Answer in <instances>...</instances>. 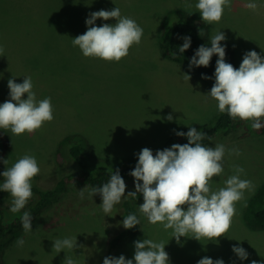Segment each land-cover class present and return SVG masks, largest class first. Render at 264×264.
I'll use <instances>...</instances> for the list:
<instances>
[{"label":"rangeland","instance_id":"rangeland-1","mask_svg":"<svg viewBox=\"0 0 264 264\" xmlns=\"http://www.w3.org/2000/svg\"><path fill=\"white\" fill-rule=\"evenodd\" d=\"M197 2L0 0V46L4 49L0 56V104L10 98L9 79L23 83L24 77H31L37 100L50 97L54 110V119L33 134L17 137L0 129L5 135V140L0 139V170L11 167L26 154L33 155L40 172L31 183L49 189L63 175L79 169L72 159L64 157L65 146L61 149L65 152H59L62 165L58 163V144L66 136L70 137L69 146L81 150L88 168L113 171L143 148L158 150L175 132L210 122L218 112L217 102L206 95L214 82L163 55L157 45L160 20L175 12L166 19L167 26L188 22L202 33L201 44L207 47L214 34L223 32L226 40L221 41V46L226 45V53L231 55L227 63L239 68L248 51L254 50L264 58V0H231V8H225L217 24L202 22L195 9ZM249 2L258 5L256 11L245 7ZM115 7L143 29L140 44L133 45L129 55L118 63L85 58L78 47H73L72 38L87 31L85 21L92 12ZM51 21L55 22L54 27ZM115 22L97 19L94 26ZM22 98L27 99V94ZM169 115L173 117L171 121L167 119ZM241 133L242 130L239 134H220L209 143V147L223 144L226 150L238 149L241 153L229 156L226 151L224 173L211 181L213 190L224 187V181L237 166L245 170L241 178L250 179L254 185L236 204L226 236L217 241L181 237L177 243L172 230H164L159 224L153 226L139 212L142 199L133 202L140 220L136 235L110 251V240L125 229L121 203L105 214L99 194L92 198L87 187L72 185L32 218L31 232L25 233L21 226L2 249L0 264H63L66 256L76 264H103L108 256L133 259L134 242L143 239L166 244L169 264H197L205 256L214 261L222 259L224 264H251L253 260L264 264V230H247L242 217L245 202L264 182V136L240 139ZM4 159L7 165L2 162ZM124 181L127 198L128 192L135 191V182ZM84 187L85 195L80 199L78 191ZM11 202V196L0 200L7 211ZM33 202L34 196L25 208ZM71 237L77 240L74 250H53L54 240ZM21 238L25 243L18 246L16 242ZM234 245L243 247L248 259L241 260L232 251Z\"/></svg>","mask_w":264,"mask_h":264},{"label":"clouds","instance_id":"clouds-1","mask_svg":"<svg viewBox=\"0 0 264 264\" xmlns=\"http://www.w3.org/2000/svg\"><path fill=\"white\" fill-rule=\"evenodd\" d=\"M226 7L231 8V0H198L195 4L202 22L206 24L219 23ZM245 7L256 11L258 5L249 2ZM97 19H114L116 22L94 26ZM85 23L88 25L87 31L72 38L73 47H78L85 58L118 63L129 55L133 45L140 44L143 36V29L137 22L122 16L118 7L92 12ZM199 34L202 36L201 32ZM183 40V45L179 47L180 53H184L191 45L190 37H183ZM225 40L223 32L214 34L211 47L199 46L189 62V68L208 67L213 55H216L215 82L206 95L217 102L220 113L226 112L232 120L251 121V127L258 131L264 128V58L254 50L248 51L239 68H235L225 60L226 45L221 46V41ZM3 52L0 46V56ZM185 76L190 79L189 75ZM202 78L211 79L206 76ZM8 88L10 98L0 104V129L19 137L37 132L45 123L54 119L51 98L37 100L32 90L31 77H24L23 83L9 79ZM24 94H27V99L22 98ZM167 119L171 121L173 117L169 115ZM175 134L186 136L188 143H175L170 148L157 150L155 155L147 147L139 152L138 162L129 173L134 178L135 191L128 192L127 196L142 195L143 203L138 206L139 212L153 226L159 224L164 230H172V237L177 243L181 237L217 241L226 236L230 229L236 214V204L244 200L245 191H252L254 186L250 180L241 179L245 170L237 166L233 169L234 174L224 181V187L213 190L211 181L224 173L226 151L229 156H239L240 151L226 150L223 144L203 146L201 141L207 135L198 132L195 127H189L187 133L180 131ZM2 162L4 165L8 163L6 159ZM39 172L35 156L26 154L0 173L4 178L0 191L10 193L12 197L11 212H20L28 204L33 195L31 181ZM126 187L117 169L102 187L89 189L88 195L93 198L99 194L102 198L100 207L108 214L121 203ZM84 189L78 191L80 199L84 198ZM31 221V214L25 211L21 217L25 233L32 231ZM139 223L135 214H129L122 221L125 229H132ZM16 243L23 246L25 241L21 238ZM165 245L151 239L137 240L134 242L133 259H126L123 255L119 258L108 256L104 258L103 264H133L134 261L135 264H169ZM76 247V237L56 239L53 243V250L57 253L64 249L74 250ZM232 251L241 260L248 259V253L243 247L234 245ZM63 264L76 262L66 256ZM197 264H224V261H214L205 256ZM251 264L257 262L253 260Z\"/></svg>","mask_w":264,"mask_h":264},{"label":"trees","instance_id":"trees-1","mask_svg":"<svg viewBox=\"0 0 264 264\" xmlns=\"http://www.w3.org/2000/svg\"><path fill=\"white\" fill-rule=\"evenodd\" d=\"M175 12H170L165 15L160 20V26H158L159 37H158V46L161 48L163 55L175 62H182L189 68V62L191 58L195 55L196 50L201 46V41L199 37V32L193 26H191L188 22H178L171 26L170 28L167 26L166 19L170 17ZM55 22L51 21V26L54 27ZM183 37L191 38V45L189 49H187L184 53L179 52V47L183 45L184 40ZM211 47V44L209 45ZM40 58V57H39ZM231 58V55L226 53L225 60ZM218 57L213 55L210 65L208 67H195L189 68L192 72L196 73L200 76L211 77V80L215 82L214 72L216 66V60ZM264 122V121H262ZM251 121H242L239 119L232 120L228 114L220 113L219 111L213 117V119L205 123L199 127H195L198 132H203L207 136L201 141L202 145L207 147L209 146L210 141L220 135H228L230 133H237L242 130V133L238 136L240 139L264 136V128L260 130H254L251 127ZM182 132L187 133L188 129H182ZM0 139L5 140V135L0 131ZM70 137H64L60 143L58 144V149L56 151V157L58 163L62 165V158H60L59 152L65 146L67 152L64 154L67 160L72 159L78 166V170L69 174H65L60 177L55 185L49 189H42L36 185L32 184V192L34 196V202L26 207L24 210L13 213L11 211H7L0 204V254L2 249L11 242L14 237L21 230V217L23 213L29 212L32 216H36L40 211L49 205L51 202L55 201L59 196H61L69 186L79 185L85 186L88 189L93 187H102L103 184L107 183L110 180L111 174H113L116 170H93L86 166L81 150L77 146H69ZM185 144L188 143L187 137H179L176 134L171 135L168 138V141L165 147L160 148L158 150H163L165 148H170L171 145ZM157 150H153V154L155 155ZM61 152V154H63ZM2 155V154H0ZM5 155L1 156L4 157ZM63 156V155H62ZM138 162V155L128 159L124 165L119 168V172L121 177L124 180L134 179L129 173L135 168ZM3 171L0 170V173ZM4 182V178L0 176V185ZM10 193L0 191V200L6 199L10 197ZM143 196L137 194L136 197H130L122 199L121 201V209H122V217H126L129 214H135L137 216L136 210L133 206V202L137 200H142ZM243 223L247 230L249 231H259L264 230V182L257 187L253 195L249 197L246 202V206L243 211ZM137 233V226L132 229H124L119 231L109 242V250L118 249L122 243H124L129 238L135 236Z\"/></svg>","mask_w":264,"mask_h":264},{"label":"crops","instance_id":"crops-1","mask_svg":"<svg viewBox=\"0 0 264 264\" xmlns=\"http://www.w3.org/2000/svg\"><path fill=\"white\" fill-rule=\"evenodd\" d=\"M258 177V176H257ZM241 179H245V178H241ZM247 180H250V179H247ZM251 181V180H250ZM252 182V181H251ZM254 186V185H253Z\"/></svg>","mask_w":264,"mask_h":264}]
</instances>
